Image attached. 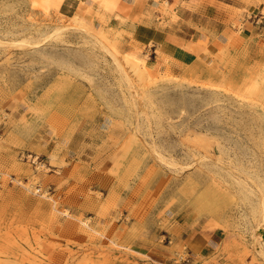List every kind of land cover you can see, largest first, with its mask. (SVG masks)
I'll use <instances>...</instances> for the list:
<instances>
[{"label": "rangeland", "instance_id": "obj_1", "mask_svg": "<svg viewBox=\"0 0 264 264\" xmlns=\"http://www.w3.org/2000/svg\"><path fill=\"white\" fill-rule=\"evenodd\" d=\"M98 17L0 0V264H159L191 225L264 264V20L172 71Z\"/></svg>", "mask_w": 264, "mask_h": 264}, {"label": "crops", "instance_id": "obj_2", "mask_svg": "<svg viewBox=\"0 0 264 264\" xmlns=\"http://www.w3.org/2000/svg\"><path fill=\"white\" fill-rule=\"evenodd\" d=\"M57 3L60 13L67 16L97 20L100 15L114 25L126 20L127 25L133 26L137 43L152 45L154 66L164 63L172 71L211 61L221 45L236 36L242 39L257 36L264 20V0H57ZM164 21L166 25H161ZM176 243L175 249L156 247L145 254L151 252L152 261L159 264H240L228 253L219 252L223 237L216 229L191 225L181 231Z\"/></svg>", "mask_w": 264, "mask_h": 264}, {"label": "bare ground", "instance_id": "obj_3", "mask_svg": "<svg viewBox=\"0 0 264 264\" xmlns=\"http://www.w3.org/2000/svg\"><path fill=\"white\" fill-rule=\"evenodd\" d=\"M81 23V21H79V19L77 18V17H74V22L73 23H71V24H69V25H67L69 28L71 27V28H75V29H82L83 28V26L82 25H79ZM62 26V25H61ZM66 26V27H67ZM84 29V28H83ZM60 31V30H59ZM58 31V32H59ZM62 31V30H61ZM100 40V39H99ZM101 41V40H100ZM101 45H102V47L103 48H106L107 49V51H109L113 56H115V53L114 52H112L111 50H110V48L108 47V45L105 43V42H103V41H101Z\"/></svg>", "mask_w": 264, "mask_h": 264}]
</instances>
